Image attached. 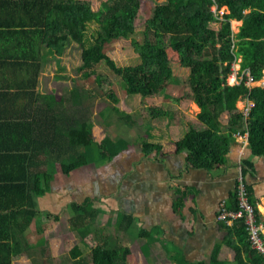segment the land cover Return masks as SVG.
<instances>
[{
    "label": "trees",
    "instance_id": "trees-1",
    "mask_svg": "<svg viewBox=\"0 0 264 264\" xmlns=\"http://www.w3.org/2000/svg\"><path fill=\"white\" fill-rule=\"evenodd\" d=\"M14 3L17 10L26 13L23 18L25 25L17 27L16 31L31 34L33 42L30 48L38 51L30 60L32 68L37 66L40 69L41 47L46 48L59 63L71 51L81 54L82 64L78 70L83 78L78 81L79 88L74 92V98L81 102L91 95L94 98V91L92 94L86 92V83L97 84L93 70L103 62L121 78L129 97H152L159 79L174 78L169 55L171 48L178 54L181 67L187 71L191 98L200 108L197 118L206 127L199 131L191 126L179 141L174 142L176 153H187L189 167L211 171L226 165L236 135L248 133V147L253 158L264 156V86L249 87L246 76L240 84L228 82L233 64L238 60H241L240 74L248 70L255 82L264 77V0H165L157 3L145 23L150 42L145 45L134 43L141 63L126 67L119 66L105 48L112 41L129 38L136 33L142 0H102L97 10L82 0H16ZM223 7H227V11L221 12ZM232 21L242 22L238 33H234ZM95 89L101 91L98 86ZM42 97L49 100L47 119L45 108L41 107V115L35 118L32 126L39 129L43 137H34L31 149L17 147L18 153L10 155L7 160L11 162L14 173H6L8 163L2 159L5 173L0 179L11 180L12 183L0 186V212L4 214L0 225L16 224L17 230L10 238L9 234L0 236V264H13L14 255L29 251L27 232L43 218L33 193L37 190L46 192L51 187L57 174L56 164L59 163L64 172L70 174L84 166L110 161L130 146L126 139L115 142L107 137L86 151H80L78 148L85 145V134L92 129L91 123L93 125V119L85 116L87 107L82 103L81 111L70 116L65 102L59 103V111L55 112L53 103L58 104L55 95ZM241 101L253 104L247 116L238 106ZM112 109L122 113L120 108L108 105L103 113L105 119L111 116ZM66 131L68 135L64 134ZM162 148L160 144L144 142L146 152ZM240 164L243 177L246 173L255 174L253 159L242 158ZM248 189L250 193L249 186ZM232 197L229 208L237 209V187ZM90 201L82 206L76 204L78 214L69 219L73 230L87 227L91 216L94 220L92 211L86 207ZM132 223L135 219L127 216L122 226L129 227ZM222 223L227 230L225 242L233 249L236 264H264V256L251 248L243 218L230 225ZM120 227L117 228L118 242L114 243L110 235L97 233L98 239L100 235L104 238L96 246L81 240L70 249L67 261L71 264H121L131 253V248L121 244L120 235L124 232ZM139 230L132 236L154 234L142 228ZM220 246L213 251L209 264H225V261L218 260ZM5 251L9 255L3 261ZM184 264H207V261H185Z\"/></svg>",
    "mask_w": 264,
    "mask_h": 264
},
{
    "label": "crops",
    "instance_id": "crops-1",
    "mask_svg": "<svg viewBox=\"0 0 264 264\" xmlns=\"http://www.w3.org/2000/svg\"><path fill=\"white\" fill-rule=\"evenodd\" d=\"M14 2L16 0H0V176L5 173L2 167L4 163H8L6 173H14L10 167L11 162L7 159L11 154L18 153L17 147L21 150L31 149L34 137H43L39 129L32 126L35 118L41 115V107L45 108L47 119L49 100L42 96H56L58 104L53 103L55 112L59 111V103L65 102L70 116L81 111L82 103L86 106L84 101L74 98V92L79 88L76 78L72 76L71 82L64 81L68 79H65L67 73H74L75 69L64 66L50 67L59 62L46 48L39 49L40 69L38 70L37 66L32 68L30 60L38 51L35 49L34 52L35 50L30 48L33 42L31 34L16 31L17 27L25 25L23 18L26 13L17 10ZM21 10L24 11L22 8ZM59 71L61 74H57ZM58 83H62L59 90L61 93L53 87ZM190 103L194 109L191 114L184 112L181 117L173 113H168L165 117L152 115L145 121L147 127L152 125V133L147 134L146 138L152 143L162 145V149L146 152L145 141L133 142L129 140L130 136L116 139L107 132L93 145L109 137L115 142L126 139L130 146L110 161L84 166L70 174L65 173L59 163L56 164L57 174L51 187L47 188L46 192L37 190L33 193L36 207L42 212L43 218L27 232L29 251L14 255L13 264L47 261L49 241L47 237H41L47 232L46 227L49 225L46 224L52 218L59 221L75 217L78 214L76 204L82 206L89 199L91 201L86 207L92 211L94 218H98L99 211L111 217L108 231L99 227L92 229L97 244L104 238L100 235L98 239L97 233L110 235L114 243L118 242L117 228L121 226L124 232L120 235L122 245L125 246L126 240L132 242L135 238L138 244H142L143 249L130 244L125 246L131 248L132 255L138 252L137 259L140 261H146L148 257L153 256V261L172 258L180 264L185 261H207L209 264L218 245H221L218 260L234 261L233 249L225 242L227 230L217 216L222 204L227 208L232 205V196L236 192L237 180L242 173V158L253 159L255 163V174L246 173L244 177L250 188V200L260 215H264V156L253 158L248 142L236 139L226 165L211 171L189 167L187 153H176L174 142L179 141L191 126L199 131L206 129L197 118L200 108L193 100ZM91 114L88 106L85 116L89 119ZM161 120H164V123ZM79 127L81 125L78 129ZM91 131L92 129L89 132ZM64 134L68 135V131ZM93 145L83 148L84 145L78 149L86 151ZM11 183V180L0 179V186ZM3 215V212H0V218ZM127 216L133 217L135 223L123 227V220ZM139 228L153 231L154 234L133 237L132 233ZM16 230V224L0 225V236L9 234L10 238ZM58 232L63 231L61 229ZM12 243L14 245L15 242ZM51 250L54 254L53 260L60 259L57 250ZM8 255L9 252L5 251L3 261L7 260Z\"/></svg>",
    "mask_w": 264,
    "mask_h": 264
},
{
    "label": "rangeland",
    "instance_id": "rangeland-1",
    "mask_svg": "<svg viewBox=\"0 0 264 264\" xmlns=\"http://www.w3.org/2000/svg\"><path fill=\"white\" fill-rule=\"evenodd\" d=\"M82 1L90 3L93 10L99 9L102 2V0ZM164 1L165 0H142L143 4L139 18L137 20L136 33L129 38L112 41L106 45L105 52L111 58H113L119 64V66H136L141 63L140 57L135 51L134 43L137 42L140 45H145L150 42L149 33L146 29L145 23L151 16L153 7L157 3L160 4ZM215 10L216 6L213 7V11ZM225 11H227V7H223L221 10V12ZM241 25V21H232V29L234 33H238ZM213 27L215 29L218 28V26ZM158 36L162 37L161 34H158ZM169 55L172 59L174 68V78L159 79L154 95L149 98H143L142 96L129 97L127 95L125 87L123 86L121 78L114 74L112 69L105 62L95 67V69L93 70V78L96 80L97 84L93 85L92 82H87L86 92L92 94V91H94L96 95L94 96V98H92L91 95V98L83 100L85 105L87 107H90L92 113L91 118L93 119L92 131L91 133L88 132L85 146L83 148L88 145L95 144L96 142H98L100 136H103L107 132L114 136V138L116 139L120 138L121 136H130L129 140H132L133 142L146 141L148 140L146 138V135L152 133V125H149L148 127L145 125V121H147L150 116L156 115L165 117L168 115V113H173V115L181 117L184 116V112H187L189 114L193 112L194 109L190 103L192 102V98L191 91L188 86L187 71L181 67L178 54L171 48L169 49ZM81 64V54L78 51H71V53L67 54L63 58L61 64L55 62V64L53 63L52 65H50V67L64 66L69 69H75L74 73H67L68 75L65 79H68L64 81L66 83L71 82V78L72 76H74L78 82L83 78V74L78 70ZM233 65V74L231 73L232 75H230L228 82L229 84H240L243 80L242 74L239 75L241 70V60H238ZM57 74H61L60 71ZM235 76L237 77V79H235ZM61 85L62 83H58V85L54 84L53 86L58 93H61L59 91ZM251 85L264 86V77L260 82H255ZM96 86L100 87L101 91L95 89ZM86 95L87 97L90 96V94ZM101 95H103V97ZM108 105L120 108L122 110V113H117L115 109H112V113L110 114L111 116L105 119L103 113ZM185 106H187V109H185ZM238 106L240 108H246L248 107V104L246 101H241L238 103ZM224 120H226V118H224ZM161 122L164 123V120H161ZM89 219L90 223L87 225V227L74 232L73 229H71L69 226V218H65V220L59 221L52 218L50 222L46 224L49 225L46 227L47 232L41 235V237H47L49 241L50 248L48 251V255H46L47 261H32L33 264H71V261H67V257L70 254V249L75 243L81 240H86L90 242L91 245L97 244V239L92 235V229L94 230L95 227H99L104 231H108L107 226L110 227L111 225V217L109 216V214L99 211L98 218L95 217L94 220H92L91 216L89 217ZM103 220L106 221V224ZM61 229L63 232H58L61 231ZM57 236L59 238H57ZM141 242L144 243L143 241ZM58 243H60V245ZM128 244L132 245L133 247L137 246L140 249H143L142 244H138L137 238H135V240H133L132 242L126 240L125 246ZM51 248H55L58 255L60 256V259L64 260H53L54 254ZM131 253L126 256V260L121 261V264H180L172 258H169L165 261H153V256L148 257V260L146 261H143V259L142 261H140V259H137L138 252H136L135 255H132ZM225 264L236 263L232 259H230L228 261H225Z\"/></svg>",
    "mask_w": 264,
    "mask_h": 264
},
{
    "label": "built area",
    "instance_id": "built-area-1",
    "mask_svg": "<svg viewBox=\"0 0 264 264\" xmlns=\"http://www.w3.org/2000/svg\"><path fill=\"white\" fill-rule=\"evenodd\" d=\"M242 72H243L241 73L242 79L243 77L246 76L247 77L246 84L249 87H252L251 84L255 83V81L251 77L250 72L248 70L247 71L245 70ZM241 74L239 73V75ZM235 79H237L236 76H235ZM247 104H248V107L241 108L246 116L249 114L250 109L253 106L251 102H247ZM236 136H237V139L244 140L245 143L248 142V133L237 134ZM237 194H238V201H239L238 208L230 209V208H227L224 204H222L217 218L218 220L228 225L232 224L235 220L239 218H243L247 225L249 239L251 242V248L257 251L262 256H264V215L261 216L259 211L256 209L255 204L251 202L248 184L245 178L243 177L242 173H240L239 178L237 180Z\"/></svg>",
    "mask_w": 264,
    "mask_h": 264
}]
</instances>
